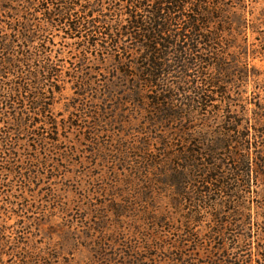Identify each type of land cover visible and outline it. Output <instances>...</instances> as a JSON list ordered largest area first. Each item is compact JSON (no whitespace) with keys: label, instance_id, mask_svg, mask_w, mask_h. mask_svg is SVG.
Wrapping results in <instances>:
<instances>
[{"label":"trees","instance_id":"16d2710c","mask_svg":"<svg viewBox=\"0 0 264 264\" xmlns=\"http://www.w3.org/2000/svg\"><path fill=\"white\" fill-rule=\"evenodd\" d=\"M255 2L0 0V122L6 124L0 155L11 162L18 136L41 125L58 130L49 114L55 95L47 93L61 94L68 83L56 79L60 70L50 49L59 30L62 38H78L112 58L113 82L104 92L119 106L145 112L144 135L117 162L132 160L125 166L137 177H151L148 185L168 193V212L180 214L183 223L190 226L203 211L210 213L216 229L208 233L217 236L209 235L210 242L228 227L246 229L251 216L243 218L250 211L245 197L258 193L259 181L264 185V79L252 63L264 55V11L255 15ZM127 40L133 48L124 45ZM82 52L83 62L89 56ZM250 83L254 101L243 99ZM71 85L81 97L92 87L86 77ZM43 132L36 134L39 143ZM125 202L116 216L131 207ZM150 219L158 224L166 217ZM191 232L180 240L199 248ZM246 238L229 239L231 249L244 252Z\"/></svg>","mask_w":264,"mask_h":264},{"label":"rangeland","instance_id":"374dc122","mask_svg":"<svg viewBox=\"0 0 264 264\" xmlns=\"http://www.w3.org/2000/svg\"><path fill=\"white\" fill-rule=\"evenodd\" d=\"M253 11H264V0H256ZM53 33L50 49L60 70L56 79L68 82L61 94L47 93L55 95L49 99V114L59 126L51 132L41 125L32 135L29 128V134L19 135V142L11 145V162L0 155V264H264L263 182L255 188L258 193L245 197L250 211L243 218L248 222L251 216L246 229L235 233L228 227L210 242L209 229H216L210 213L203 211L200 221L190 226L183 223L180 214L168 212V193L148 185L151 177H137L125 166L132 160L117 162L119 153L144 135L139 131L145 112L129 104L119 106L104 92L113 82V59L87 49L78 38H62V31ZM124 45L133 48L129 40ZM82 51L89 56L83 62ZM252 63L264 79V55ZM82 77L92 87L81 97L71 83ZM248 89L243 99L254 101L251 83ZM3 125L0 122V136L6 130ZM42 131L45 141L39 143L36 134ZM125 200L131 207L116 216L120 206L127 207ZM150 217L166 219L155 224ZM190 230L199 248L180 240ZM243 236L248 237L244 252L237 253L229 239Z\"/></svg>","mask_w":264,"mask_h":264}]
</instances>
